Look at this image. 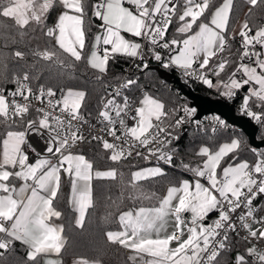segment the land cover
<instances>
[{"label": "snow or ice", "instance_id": "snow-or-ice-1", "mask_svg": "<svg viewBox=\"0 0 264 264\" xmlns=\"http://www.w3.org/2000/svg\"><path fill=\"white\" fill-rule=\"evenodd\" d=\"M244 2L241 23L235 0H0V264L17 244L16 264H66L65 210L56 206L65 176L67 211L80 231L97 208L94 181L119 185L104 196L101 239L128 250L131 264H264L255 243L264 242V215L254 204L264 197V151L251 148L253 159H243L244 142L232 137L200 145L177 165V129L199 125L196 109L147 91L130 97L138 87L131 76L106 80L110 61L125 57L143 71L150 57L229 99L247 86L241 112L264 127V23L253 21L264 0ZM81 63L102 88L94 117L101 135L86 134L95 127L85 116L93 115L87 91L53 86L38 68L72 79ZM212 119L214 141L227 125ZM92 141L115 166L101 170L76 151ZM132 161L143 165L132 164L125 180L119 166ZM165 166L192 178L170 180L163 194L146 191V182L168 176ZM113 221L116 228L107 226ZM230 233L245 247L229 259ZM95 251L91 259L74 251L71 264H103V249Z\"/></svg>", "mask_w": 264, "mask_h": 264}, {"label": "trees", "instance_id": "trees-1", "mask_svg": "<svg viewBox=\"0 0 264 264\" xmlns=\"http://www.w3.org/2000/svg\"><path fill=\"white\" fill-rule=\"evenodd\" d=\"M248 5L245 4L244 0H235V17L239 20L241 16L244 15L248 11ZM253 21L257 24L264 22V7H258L254 9ZM4 23H10L8 21H4ZM98 23V22H97ZM95 31V29H93ZM172 31V29H170ZM239 37H237V41ZM40 45L43 46L45 41H39ZM238 43L233 44V51L236 47H238ZM15 47V46H14ZM20 47H23L20 45ZM130 60L125 57H118L114 62L110 61V70L106 80H112L113 77L121 76L123 69L129 64ZM32 63V58L28 57V65H23L21 62V67H28ZM11 70L19 71L20 67H17L14 63H10L9 65ZM162 67V66H161ZM41 71L44 72L45 76H48V83H51L53 86H71L77 89L86 90L88 93L87 97V108L89 111L94 114L96 111V104L99 95L102 93V88L95 82L94 76L90 70H86L83 63L79 64L75 70L74 78L67 79L64 77H60L54 71H49L42 66H38ZM165 69L164 67H162ZM168 72L174 73L175 69H165ZM87 71V74H86ZM133 78L137 80L138 87L133 88V92L135 94H139L142 90L149 92L150 94L156 96L157 98L163 100L169 105L173 103L175 105L179 104H189L188 99L178 90V88L168 82L163 81L156 71L148 68L146 70L140 71L137 70L133 74ZM213 79H215L213 77ZM113 83L117 81L112 80ZM8 88H12V85H6ZM190 88L195 92L203 96L210 97L212 99H221L227 103H231L235 100V106L239 107L241 103V99L243 98L244 92L243 89L237 92L233 99H229L227 97L221 96L215 89H209L206 85H203L200 82H192L190 84ZM247 88V86H246ZM259 111V109H256ZM85 116H87V112H85ZM257 125V135L256 138L259 141H264L262 137H264V127L260 124ZM204 129L208 128H199L196 130L187 129L184 131L177 130L179 135V139L176 140L174 147L177 149L178 155L176 156V163L179 165L180 161L189 162L192 159V154L194 151L198 150V147L203 144H209L213 142H223L232 137H239L243 140L244 144H242V151L240 153L241 158L252 160L253 156L251 153V148L248 145V141L246 136L241 131H235L232 129L226 131H217L214 141L210 140L211 131L208 129L207 132ZM246 145V147H245ZM260 150H264L261 148ZM76 151H82L87 158L94 160L96 163V167L99 169H105L112 165L110 161H107L104 158V152L101 147L98 146L97 143H87L81 146ZM136 164L137 166H142L143 161H132L131 164L125 162L119 167L125 173L124 179L127 180L131 165ZM168 172V176L164 178H160L157 183H153L151 181L146 182L144 187L146 191H155L159 194H163L166 187L169 185V181L176 179H184L191 178V173L182 171L179 167L166 168ZM95 192L97 196V208L95 212L87 219L86 222V230L80 231L74 229L71 223L72 214L67 211V205L65 203L66 194L69 192V180L68 178H64L62 184V191L58 196V200L56 202V206L62 210H65V218H63V222L66 225V235L68 237V251L65 254L66 264H71V258L74 251L78 252L82 255H87L90 259L95 258L97 255L96 249H103V264H131L128 260L126 250L115 246V245H105L101 239V231L106 226V223L103 221V216L105 214L104 208V196L108 192H117L119 189V185H113L110 181H94ZM258 203L261 207H264V197L258 198ZM264 215V212H262ZM214 215V214H213ZM212 215V217H213ZM211 217V218H212ZM107 226L116 228L117 224L113 221ZM17 251L8 259V264H16L17 257L23 255V248L17 244ZM230 247L233 249L231 252L230 258H234L237 251H243L245 247V242L239 239H230Z\"/></svg>", "mask_w": 264, "mask_h": 264}, {"label": "water", "instance_id": "water-1", "mask_svg": "<svg viewBox=\"0 0 264 264\" xmlns=\"http://www.w3.org/2000/svg\"><path fill=\"white\" fill-rule=\"evenodd\" d=\"M149 68L156 71L163 81L175 85L185 98L188 99L190 107L196 109L194 119L198 120L201 116L206 114H215L226 123L243 132L250 147L256 149L264 148V141H259L256 138L257 125L247 117L235 113V100L231 103H227L221 99H212L200 95L195 93L189 86L184 85L179 76L160 68L159 65H152ZM243 91L245 92V89H243Z\"/></svg>", "mask_w": 264, "mask_h": 264}, {"label": "built area", "instance_id": "built-area-1", "mask_svg": "<svg viewBox=\"0 0 264 264\" xmlns=\"http://www.w3.org/2000/svg\"><path fill=\"white\" fill-rule=\"evenodd\" d=\"M263 23H264V22H263ZM136 63H138V61H137ZM148 63H149V67L152 66V65H159V67L162 68L161 65L159 64V62L155 61L154 59H151L150 57L148 58ZM149 67H148V68H149ZM162 69H163V68H162ZM137 70H138V69L135 67L134 62H132V61L130 60L129 64L123 69V72H122V74H121L120 77H121L122 79H123V78H126V77H128V76L133 77L134 72L137 71ZM164 70H165V69H164ZM173 74L179 76L180 80L184 83V85H187V86H189V87H190V84H191L192 82H197V81L189 80L187 83H185V79H186V78H184L183 76H181V74H180V72H179L178 70H176ZM116 83H117V82H116ZM142 91H144V90H142ZM127 94H128L130 97H135V96L137 95V94H135V93L133 92V90H132L131 92H128ZM176 106H188V107H190L189 104L186 105V104H183V103H182V104H179V105H176ZM234 109H235V113H236L237 115L245 116V117H247L250 121H252V122L255 123V121L252 120L250 117H248V116L242 114V112H241V104L239 105L238 108H237V106L234 105ZM95 115H96V111L94 112V114L92 115V117H86V118H88V119L90 120V123H91L92 125L95 126V127H92V128L86 129V134H87V132H91V133H93V134H97V135H101V134H102V133H99V132L97 131V129L100 127V125L97 124V122H96V120H95V118H94ZM213 117H219V116H217V115H215V114H206V115L201 116L198 120H196V119L193 118L194 121H199V125H198L197 123L193 122V123H191V124H186V125L182 126L181 128H179V129H177V130H180V131H184V130H187V129H193V130H196V129H199V128H208V129L210 130L211 127L214 125V121H213V119H212ZM219 118H220V117H219ZM220 119H222V118H220ZM222 120H223V119H222ZM223 121H224V120H223ZM224 122H225V121H224ZM225 124L227 125L226 128H224V127H217V131H220V130H221V131H226V130H229V129H232V130H235V131H240L238 128H236V127H234V126H232V125H230V124H228V123H226V122H225ZM175 142H176V141H174V144H175ZM31 143H32L33 147H35L38 151H39V150H42L43 147H44V145H43V141L40 140V138H39V137H36V136H33V137L31 138ZM91 143H97V142H96V141H92ZM85 144H87V143H85ZM85 144H83V145H85ZM83 145H81V146H83ZM81 146H80V147H81ZM76 150H78V149H76ZM257 150H258V151H264V150H260V149H257ZM165 168H167V166H165ZM191 178H192V176H191ZM258 198H259V197H258ZM258 198H257V200L254 202V204H255V206H256V208H257V210H258L257 214H258V215H263L262 212L259 211V209L261 208V206H260V204L258 203ZM214 218H215V214H214ZM241 234L243 235L244 233H241ZM232 238L241 240L240 237L236 236L235 233H230V239H232ZM229 243H230V242H229ZM255 243H256V245H257L258 248H264V242L256 241Z\"/></svg>", "mask_w": 264, "mask_h": 264}, {"label": "crops", "instance_id": "crops-1", "mask_svg": "<svg viewBox=\"0 0 264 264\" xmlns=\"http://www.w3.org/2000/svg\"><path fill=\"white\" fill-rule=\"evenodd\" d=\"M244 19H245V18H244V15H243V16H241V17L239 18L238 21L242 23ZM235 27L238 29V28H239V23H236V24H235ZM244 89H245V91H246L247 88L245 87ZM245 93H246V92H245ZM245 93H244V94H245ZM65 178H68V177L65 176ZM213 217H214V215H213ZM213 217H212V218H213ZM125 250H126V249H125ZM126 254H127V257H128L129 254H130L128 250H126Z\"/></svg>", "mask_w": 264, "mask_h": 264}, {"label": "rangeland", "instance_id": "rangeland-1", "mask_svg": "<svg viewBox=\"0 0 264 264\" xmlns=\"http://www.w3.org/2000/svg\"><path fill=\"white\" fill-rule=\"evenodd\" d=\"M246 87V86H245ZM245 95V94H244ZM243 95V96H244ZM243 99V98H242ZM242 99H241V103H242ZM243 141V140H242ZM101 170H103V169H101ZM185 179V178H184ZM186 179H191V178H186ZM168 187V186H167ZM167 187H166V189H167ZM166 189H165V191L164 192H166ZM212 219H214V217L212 218Z\"/></svg>", "mask_w": 264, "mask_h": 264}]
</instances>
